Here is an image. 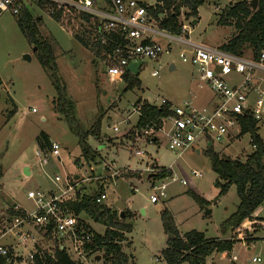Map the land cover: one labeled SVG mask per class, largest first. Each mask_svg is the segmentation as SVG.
Returning a JSON list of instances; mask_svg holds the SVG:
<instances>
[{
    "label": "rangeland",
    "instance_id": "1",
    "mask_svg": "<svg viewBox=\"0 0 264 264\" xmlns=\"http://www.w3.org/2000/svg\"><path fill=\"white\" fill-rule=\"evenodd\" d=\"M139 1L151 5L155 0ZM241 1L249 3L251 0H205L197 18H185L184 23L192 30L189 39L208 48L220 47L236 34L233 21H228V27L222 25V15ZM26 9L36 23L38 39L52 48L58 82L65 88L66 99L73 107L80 128L87 131L99 121L100 137L88 136L86 140L92 158L82 154L77 139L56 111L57 93L51 72L41 68L37 50L34 51V46L18 27L22 14H3L0 18V214L16 204L30 213L33 204L27 199V192H47L54 187L50 180L59 176V186L68 178L71 182L79 181L86 193L101 187L102 193L107 195L103 206L122 213L123 220L127 215L124 223H129L132 231L125 235L122 250L128 264H166L160 256L169 236L161 222V213L165 210L178 233L197 231L206 238L235 241L230 258L217 253L214 260H207L208 264H264V202L252 213V217L261 222H245L223 233L221 226L235 213L239 199L235 186L219 196L220 187L216 183L224 182L212 171L206 155L210 148L220 157L242 162L252 152L249 136L232 138L231 142L225 138L210 147L197 141L193 148L178 157L169 150L166 138L160 133L155 141L136 135L138 117L132 113V106L139 100L154 107H159L162 100L181 106L192 95L197 98L195 106L205 103L210 106L214 102L215 97L200 84L194 68L180 61L179 50L172 46L170 54L145 61L137 75L139 86L125 90L126 83L123 80L110 82L95 53L82 46L47 12L36 5ZM153 41L161 47L167 46V39L163 37L156 36ZM171 64L175 66L174 71L169 70ZM153 71H157V77L151 76ZM262 124L258 135L264 140V122ZM41 134H45L50 143L59 145L60 160L47 154L42 165L37 159L36 140ZM136 152L142 155L136 156ZM108 164H114L113 169L121 172L119 176L109 178L112 171L106 169ZM161 168L170 170L186 184L181 185L179 181L168 184L165 198L153 204L150 196L156 193L151 186L156 187L159 182L148 177ZM192 171L202 177H194ZM128 174L131 176L126 177ZM86 179L87 182H80ZM194 197L208 206L202 207ZM206 210L211 211L210 215H204ZM80 219L89 224L95 234L104 233V226L83 215ZM38 235L35 244L30 242L20 248H16L10 235L0 238V245L14 247L13 254L17 257H13V264H27L31 253L52 252L60 244L42 239L39 232ZM245 237L252 240L246 241ZM69 256L78 264H102V255L97 253H89L84 261ZM253 258L261 262L253 263Z\"/></svg>",
    "mask_w": 264,
    "mask_h": 264
},
{
    "label": "built area",
    "instance_id": "2",
    "mask_svg": "<svg viewBox=\"0 0 264 264\" xmlns=\"http://www.w3.org/2000/svg\"><path fill=\"white\" fill-rule=\"evenodd\" d=\"M161 1L155 0L148 5L137 0H0V18L5 13L19 16L30 5L42 8L51 18L59 15L57 23H62L58 24L60 27L73 36H81L89 45L94 46V51H97L95 56L103 64L105 76L110 82L123 80L130 65H138L139 72L145 61L157 60L162 54H170L172 46L177 48L180 61L194 68L198 81L212 93L215 100L210 106L202 108L195 107L191 101L173 106L162 100L159 107L168 105L166 110L169 114L161 118L158 125L147 127L137 136L155 140L160 133L166 138L169 150L178 157L193 148L197 141L211 146L225 138H237L240 134V117L247 116L257 125L262 124L264 48L258 57H254L250 48L243 49L239 55H232L222 51L220 47L208 48L196 44L189 39L192 30L184 23L183 9L178 17L179 34L163 33L158 30L155 20L146 10L161 5ZM156 36L167 39V46L156 44L152 40ZM157 75V71L151 73L152 77ZM139 111L140 105L134 104L132 113L138 117ZM113 130L117 131L116 128ZM249 144L253 151L255 147L251 145L250 139ZM59 150L58 144L51 143L46 153L36 151V157L42 165L46 162L47 154L60 160ZM135 155L140 156L142 152H136ZM113 165H106V169L112 171L109 175L112 179L121 173L114 170ZM191 175L202 177L195 171ZM50 181L57 188V194L41 190L27 192V199L33 204L30 213L16 205L12 211H21V216L9 217V207L0 214V238L10 235L16 248H20L30 242L35 244V236H39V232L42 239L50 236L60 243L57 245L59 249L84 261L90 253L88 246L92 242L93 231L80 219L81 216L77 217L67 209V204L79 202L85 192L78 180L71 182L65 178L63 186L58 185L61 181L59 176ZM87 181L86 179L81 183ZM157 181L158 186H151L156 193L150 196L153 204L159 198H165L168 184L177 181L181 185L186 184L184 179L179 180L174 175ZM106 200L107 195L100 193L94 201L97 205H103ZM26 227H31L32 232L26 230ZM13 249L14 247L0 245V256L17 257L13 254ZM34 253L30 254L29 260H32ZM260 261L259 258L252 259L253 263Z\"/></svg>",
    "mask_w": 264,
    "mask_h": 264
},
{
    "label": "trees",
    "instance_id": "3",
    "mask_svg": "<svg viewBox=\"0 0 264 264\" xmlns=\"http://www.w3.org/2000/svg\"><path fill=\"white\" fill-rule=\"evenodd\" d=\"M205 0H162L161 5H156L154 9L147 8V13L155 20L159 31L177 35L180 32L178 17L180 10H184L185 18H197L198 9L204 4ZM22 17L18 19V27L26 40L31 43L37 50V60L39 65L45 71L51 72V79L55 84L57 93L56 111L63 117L70 133L77 139L78 146L82 154L92 158L90 148L86 140L88 136L99 139V121L95 122L93 127L87 131L80 128L75 119L73 107L65 96L64 86H60L56 76L55 57L52 48L46 42L40 41L37 37L36 23L27 10L21 12ZM20 14V15H21ZM58 22L59 15L52 17ZM233 21L234 34L220 49L232 55H239L243 49L250 48L254 57H258L260 51L264 48V0H257L255 10H251L247 1H241L231 7L222 15V25L228 27L229 22ZM62 24V23H58ZM78 42L85 48L97 54L94 46L89 45L81 36L74 35ZM138 75V74H137ZM137 75L126 72L123 81L126 83L125 90H132L139 86ZM135 104L140 105L139 116L135 125L136 135L140 134L147 127L158 125L161 118L166 117L169 113L167 106L154 107L146 102L137 101ZM240 134L248 135L251 145L255 149L246 157L244 162L221 158L219 154L214 153L208 148V156L211 169L219 180L224 183L216 186L220 187L219 196L225 195L231 186H235L236 194L239 199L238 207L233 215L228 218L221 226L222 232L228 229H234L242 226L245 222L255 224L261 222L254 219L252 213L264 202V140L258 135L257 123L247 116L239 118ZM155 141V140H153ZM37 147L40 151L46 153L50 147V141L45 134H41L37 140ZM171 171L160 169L155 175V179H164L170 177ZM128 174L126 177H130ZM1 178V172H0ZM102 193L101 187L92 190L80 197V201L73 204H67V209L75 216H85L93 222L104 226L103 234H95L88 246L91 253L102 255V264H128L127 255L123 253V243L126 241V234L132 231L129 223H124L125 219H120L119 214L105 208L103 205L95 203L96 197ZM195 200L204 206H208L203 200L194 197ZM10 206L7 210L9 217L21 216L22 212H13ZM161 222L166 234L171 236L166 244L167 247L161 251L160 256L166 264H205V259L214 253L225 254L228 256L235 244L234 240L225 239H206L202 233L190 231L180 235L171 219L170 214L165 210L161 213ZM47 239L54 241L50 236ZM246 239V238H245ZM244 239V241H245ZM251 239H246L250 241ZM127 246L130 243L126 244ZM17 261L20 259H16ZM0 264H13L11 255L6 257L0 256ZM27 264H78L67 254L65 250L55 247L52 252H35L32 260Z\"/></svg>",
    "mask_w": 264,
    "mask_h": 264
},
{
    "label": "crops",
    "instance_id": "4",
    "mask_svg": "<svg viewBox=\"0 0 264 264\" xmlns=\"http://www.w3.org/2000/svg\"><path fill=\"white\" fill-rule=\"evenodd\" d=\"M137 1H139V0H137ZM139 2H140V1H139ZM141 3H142V2H141ZM153 39H154V38H153ZM153 39H152V40H153ZM226 42H227V41H226ZM226 42H225V43H226ZM225 43H223V44H225ZM221 45H222V44H221ZM169 70H170V71H174V70H175V66H174L173 64H171V65L169 66ZM188 93H189V92H188ZM196 99H197L196 96L192 95L189 101H191V102L193 103V105L195 106L194 103H195ZM139 101H141V100H139ZM142 102H146V101H142ZM184 102H186V101H184ZM167 103L170 104V105H173V104H172L171 102H169V101H167ZM147 104H148V103H147ZM207 104H209V103H205V104H203V105L195 106V107H197V108H202V107H204V106H207ZM149 105H150V104H149ZM152 106H153V105H152ZM173 106H174V105H173ZM262 125H263V124H258V125H257L258 130L260 129V126H262ZM137 137H138V136H137ZM238 137H239V136H238ZM234 139H236V138H234ZM261 139H262V138H261ZM155 140H156V139H155ZM228 141L231 142V141H233V139H228ZM208 147H210V145H208ZM248 155H250V154H248ZM248 155H247V156H248ZM247 156H246V157H247ZM221 158H225V157H221ZM245 160H246V158H245ZM245 160H244V161H245ZM232 161H233V160H232ZM244 161H242V162H244ZM240 162H241V161H240ZM171 174H172V173H171ZM27 175H30V173L28 172ZM77 178H78V177L76 176L75 179H77ZM82 181H83V180H82ZM80 182H81V181H80ZM54 187H55V186H54ZM54 187H53L52 189L48 190L47 192H51V193H53V194H57V193H58L57 188H56V187L54 188ZM16 205H17V204H16ZM17 206H19V205H17ZM20 208H21V207H20ZM210 213H211V211H210ZM119 215H120V214H119ZM209 215H210V214H209ZM205 216H208V215H205ZM86 220H88V219H86ZM259 220H261V219H259ZM86 224H87V223H86ZM87 225L89 226V224H87ZM89 228H90V226H89ZM25 229H26V230H29V231H31V232H32V230H33L31 227H26ZM90 229H91V228H90ZM33 232H34V231H33ZM196 232H197V231H196ZM199 233H200V232H199ZM179 234H180V235H183L182 233H179ZM202 234H203V233H202ZM203 235H204V234H203ZM204 237H205V235H204ZM205 238H206V237H205ZM245 238H246V237H245ZM206 239H217V238H206ZM225 240H229V239H225ZM251 240H252V239H251ZM251 240H250V241H251ZM216 255H217V254L214 253V254H212L211 256L207 257V258L205 259V264H208V263H207V260H208V259L214 260V259L216 258ZM222 255L226 256L225 254H222ZM230 255H231V254H229V255L226 256V257L230 258ZM97 258H98V257H97ZM95 259H96V258H95ZM229 262H230V261H229ZM260 262H261V261H260ZM228 264H235V263H232V262H231V263H228Z\"/></svg>",
    "mask_w": 264,
    "mask_h": 264
},
{
    "label": "water",
    "instance_id": "5",
    "mask_svg": "<svg viewBox=\"0 0 264 264\" xmlns=\"http://www.w3.org/2000/svg\"><path fill=\"white\" fill-rule=\"evenodd\" d=\"M256 5H257V0H251V1H249V6H250V9L252 11L256 9ZM34 51H36V48L35 47H34ZM26 58L29 59L28 57H26ZM127 70L131 74L137 75L138 74V65H130ZM25 172H26V174H28V170L27 169H25ZM154 176L155 175H149L148 179H151ZM209 214H210V210H206L205 213H204V215H209ZM119 216H120V219H123V214L122 213ZM168 239H171V236L170 235L168 236Z\"/></svg>",
    "mask_w": 264,
    "mask_h": 264
}]
</instances>
